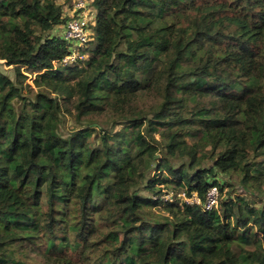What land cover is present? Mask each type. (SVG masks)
<instances>
[{
    "label": "trees",
    "instance_id": "16d2710c",
    "mask_svg": "<svg viewBox=\"0 0 264 264\" xmlns=\"http://www.w3.org/2000/svg\"><path fill=\"white\" fill-rule=\"evenodd\" d=\"M90 5L65 64L58 0H0V264H264V0Z\"/></svg>",
    "mask_w": 264,
    "mask_h": 264
},
{
    "label": "built area",
    "instance_id": "2783aa9c",
    "mask_svg": "<svg viewBox=\"0 0 264 264\" xmlns=\"http://www.w3.org/2000/svg\"><path fill=\"white\" fill-rule=\"evenodd\" d=\"M65 16L67 19L60 26L61 30H59L58 34L69 43V53L63 59V63L72 64L88 57L89 42L93 39L94 35L92 26L95 20V13L89 0H73L67 6ZM219 195L218 187L212 186L203 201L197 193L187 196L185 192H182L178 196L191 204L203 202L206 209H211L217 206ZM161 198L165 201L175 200V196L172 193L164 194Z\"/></svg>",
    "mask_w": 264,
    "mask_h": 264
},
{
    "label": "rangeland",
    "instance_id": "374dc122",
    "mask_svg": "<svg viewBox=\"0 0 264 264\" xmlns=\"http://www.w3.org/2000/svg\"><path fill=\"white\" fill-rule=\"evenodd\" d=\"M58 1L63 5V10L66 13L67 6L70 5L73 0H71L70 2L67 0H58ZM0 71L13 77V68L7 66L5 61L1 59H0ZM29 82L33 83L32 77H30ZM64 120H65L64 121L65 126L71 127L73 125L70 119H64ZM226 179H228V177ZM234 179L233 180L230 179L229 181L235 183L236 181ZM236 187L239 189V191L241 190L240 185L237 184ZM14 250L18 257L30 262L31 264H62L63 261L69 259V257L65 259V256L63 257L62 254L48 251L46 248V241L41 238H33L31 240L25 239L19 241L16 243V245H14Z\"/></svg>",
    "mask_w": 264,
    "mask_h": 264
},
{
    "label": "crops",
    "instance_id": "0c3cea01",
    "mask_svg": "<svg viewBox=\"0 0 264 264\" xmlns=\"http://www.w3.org/2000/svg\"><path fill=\"white\" fill-rule=\"evenodd\" d=\"M59 30H61V27L57 28L55 31H56V32H59Z\"/></svg>",
    "mask_w": 264,
    "mask_h": 264
}]
</instances>
